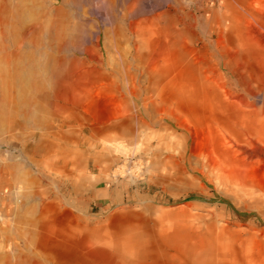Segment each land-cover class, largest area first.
Wrapping results in <instances>:
<instances>
[{"label":"rangeland","instance_id":"rangeland-1","mask_svg":"<svg viewBox=\"0 0 264 264\" xmlns=\"http://www.w3.org/2000/svg\"><path fill=\"white\" fill-rule=\"evenodd\" d=\"M3 1L41 42L0 106V264H264V139L214 55L256 63L218 28L208 39L210 0ZM236 24L264 36V20Z\"/></svg>","mask_w":264,"mask_h":264},{"label":"bare ground","instance_id":"bare-ground-1","mask_svg":"<svg viewBox=\"0 0 264 264\" xmlns=\"http://www.w3.org/2000/svg\"><path fill=\"white\" fill-rule=\"evenodd\" d=\"M253 1L254 0H210L209 2L212 3L211 11L204 13L200 9L199 18L206 19V24L209 28V40L213 37L214 32L218 28L219 32L225 35L229 41H236L243 48L246 47L247 52H250L249 55L254 57L256 65H252L250 69H246L244 68L245 66L236 68L232 65H227L223 52L218 51L214 55L217 64L222 68H219L222 78L236 84L242 94L239 104H236V109L234 108L236 116H239L243 124L248 123L253 131L262 134L264 139V36L262 30H258L254 35H245L236 24V19L238 17L249 16L257 25L262 26L264 20L263 6H261L262 0H257L258 2L256 1V3ZM133 24L134 21L130 23V26ZM63 34L64 32L58 29L55 33V38L59 41H63ZM98 39L97 37V40ZM40 42L41 30L38 27L29 28L27 31L23 30L21 25V13L18 14L16 20H13L9 10V3L3 1V3L0 4V106L3 110L7 109L8 104H10L8 101H11L12 97L14 98V93L16 92L15 88H17L15 84L22 79V65L27 63L31 66V70L26 72V76L35 73V66H37L36 64L38 61L36 53L40 50ZM49 44L50 42L48 45ZM62 47V44L58 45V50H62ZM62 65L63 61L58 62L56 66L55 64L52 65L46 76V79L51 82V89L44 96L48 100L51 99V104L54 108L55 101H52V95L54 96L55 94V85L62 82L65 77L61 69ZM223 68H226L225 72ZM55 82L58 83L55 84ZM33 87L35 90H39V88H41L40 82L33 84ZM248 97L252 99L251 103ZM35 101V99L30 100L27 102L28 108L19 110L25 119L31 121V123H34L35 120L29 106L36 107ZM70 102L74 109L80 105L79 101L75 98L71 101H65L67 104H70ZM258 104H260V106H258ZM57 106H59V104ZM248 106L252 109H247ZM228 109L229 108H227V110ZM230 111L229 109V112ZM31 139L34 140L33 154H40L41 145L37 135L34 134ZM262 153L264 155V151ZM213 169L218 173V177L223 179L226 183H235L236 176H232L220 167H215ZM236 182L237 185H242L238 183L237 180Z\"/></svg>","mask_w":264,"mask_h":264},{"label":"crops","instance_id":"crops-1","mask_svg":"<svg viewBox=\"0 0 264 264\" xmlns=\"http://www.w3.org/2000/svg\"><path fill=\"white\" fill-rule=\"evenodd\" d=\"M96 187H98V186L96 185Z\"/></svg>","mask_w":264,"mask_h":264}]
</instances>
